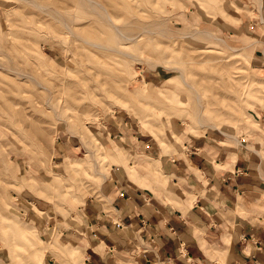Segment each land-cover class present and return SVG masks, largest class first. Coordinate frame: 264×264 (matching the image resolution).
I'll use <instances>...</instances> for the list:
<instances>
[{
  "label": "rangeland",
  "instance_id": "rangeland-1",
  "mask_svg": "<svg viewBox=\"0 0 264 264\" xmlns=\"http://www.w3.org/2000/svg\"><path fill=\"white\" fill-rule=\"evenodd\" d=\"M262 12L258 0H0V264H83L81 210L115 172L153 159L167 182L162 160L190 139L262 140L264 57L247 33Z\"/></svg>",
  "mask_w": 264,
  "mask_h": 264
},
{
  "label": "crops",
  "instance_id": "crops-1",
  "mask_svg": "<svg viewBox=\"0 0 264 264\" xmlns=\"http://www.w3.org/2000/svg\"><path fill=\"white\" fill-rule=\"evenodd\" d=\"M258 2L261 26L247 33L264 57ZM257 137L240 147L190 139L186 155L162 160L167 182H157L153 159L142 174L115 172L81 210L83 264H264V134Z\"/></svg>",
  "mask_w": 264,
  "mask_h": 264
},
{
  "label": "bare ground",
  "instance_id": "bare-ground-1",
  "mask_svg": "<svg viewBox=\"0 0 264 264\" xmlns=\"http://www.w3.org/2000/svg\"><path fill=\"white\" fill-rule=\"evenodd\" d=\"M56 246V245H55ZM34 255V254H33Z\"/></svg>",
  "mask_w": 264,
  "mask_h": 264
}]
</instances>
